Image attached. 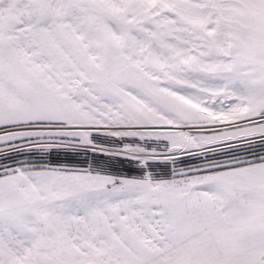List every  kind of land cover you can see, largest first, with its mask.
<instances>
[{
    "label": "snow or ice",
    "instance_id": "snow-or-ice-1",
    "mask_svg": "<svg viewBox=\"0 0 264 264\" xmlns=\"http://www.w3.org/2000/svg\"><path fill=\"white\" fill-rule=\"evenodd\" d=\"M0 264H264V0H0Z\"/></svg>",
    "mask_w": 264,
    "mask_h": 264
}]
</instances>
